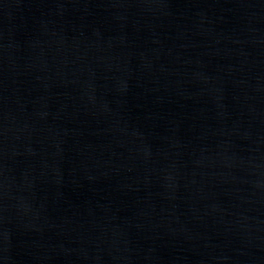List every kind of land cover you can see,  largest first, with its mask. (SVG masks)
Masks as SVG:
<instances>
[{
	"label": "water",
	"instance_id": "water-1",
	"mask_svg": "<svg viewBox=\"0 0 264 264\" xmlns=\"http://www.w3.org/2000/svg\"><path fill=\"white\" fill-rule=\"evenodd\" d=\"M0 264H264V0H0Z\"/></svg>",
	"mask_w": 264,
	"mask_h": 264
}]
</instances>
